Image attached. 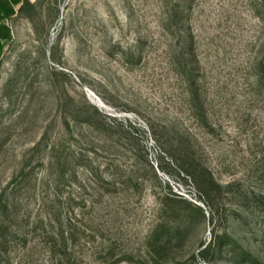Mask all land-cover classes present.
I'll use <instances>...</instances> for the list:
<instances>
[{"label": "rangeland", "instance_id": "obj_1", "mask_svg": "<svg viewBox=\"0 0 264 264\" xmlns=\"http://www.w3.org/2000/svg\"><path fill=\"white\" fill-rule=\"evenodd\" d=\"M13 25L0 194L31 217L0 264H264V0H26Z\"/></svg>", "mask_w": 264, "mask_h": 264}, {"label": "trees", "instance_id": "obj_2", "mask_svg": "<svg viewBox=\"0 0 264 264\" xmlns=\"http://www.w3.org/2000/svg\"><path fill=\"white\" fill-rule=\"evenodd\" d=\"M25 3H26V0L24 2V5H25ZM24 5L20 9V12L23 10ZM50 168L54 169V163H53V161L50 162ZM20 173L25 178V175H28L29 176L31 174V171H28L27 172V168L24 165L21 168ZM21 189L22 188H20V190ZM15 208L16 207L14 206V210H15ZM12 210H13V205H11L10 197L7 196L6 191H3L2 194H0V240H1L0 244H1L2 247L5 248L6 253L9 252V248H10L9 245H10V242H11L10 240H11V237H13V236H11L12 226L10 224V221L14 218V216H17V217L22 218V221L24 223H26V222L30 221V217H31L30 216L31 215V212H24V213H22V215H20L21 213L19 214L17 211H15V213L13 215L12 214ZM16 210H17V208H16ZM44 217H45L46 220L48 219L50 222H52V217H51L50 214H49V216H46V215L45 216H42V218H44ZM42 218L40 216L38 217V219H42ZM24 235H28V231H26ZM14 236H16V235H14ZM55 236L61 238L62 242H66V240H67L66 239V233L64 232L63 229H62L61 232L56 233ZM25 241H26V239H25ZM53 248H54L53 251H54L55 254L59 252L62 255H66V253H68V252H65L62 248L58 250L57 244L53 245L52 246V249ZM28 251H29V249L27 250V248H26V251H24V252L28 253ZM50 253H51V249H50ZM8 254H6L7 256H6V258H4L5 262L8 261V258H7L8 257ZM26 255L28 257H30V254H26ZM22 257L23 256H21V255L20 256H17L18 262L16 264H22L21 261L19 262V260H21Z\"/></svg>", "mask_w": 264, "mask_h": 264}, {"label": "crops", "instance_id": "obj_3", "mask_svg": "<svg viewBox=\"0 0 264 264\" xmlns=\"http://www.w3.org/2000/svg\"><path fill=\"white\" fill-rule=\"evenodd\" d=\"M25 0H0V57L15 38L13 21Z\"/></svg>", "mask_w": 264, "mask_h": 264}]
</instances>
